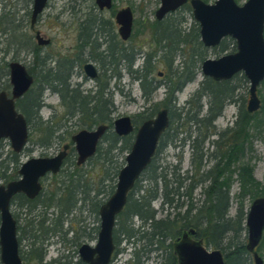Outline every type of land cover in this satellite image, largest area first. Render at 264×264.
I'll list each match as a JSON object with an SVG mask.
<instances>
[{"label": "trees", "instance_id": "16d2710c", "mask_svg": "<svg viewBox=\"0 0 264 264\" xmlns=\"http://www.w3.org/2000/svg\"><path fill=\"white\" fill-rule=\"evenodd\" d=\"M204 1L209 3L210 0ZM186 12L191 19L194 18L191 7L186 5L181 10L168 15L162 22L155 20L150 24L152 39L156 46L152 53L145 55L141 50L138 51L134 48L129 50L130 54L125 49L117 51L108 49L107 51L108 65L118 67L124 64L133 79L140 84L143 99L148 103L153 100L154 94L162 85L154 76L157 69L156 64L163 61L169 70L166 97L156 105L157 107L150 116H146V120L153 117L162 106L169 110L170 126L161 138L152 163L129 193L127 205L117 217L116 225L118 227L115 234L118 235V245L120 244L119 236H123L128 243L127 250L131 251L130 259L126 264H143L141 258L144 256L148 258L152 253H155L156 259L160 260L159 264H178L173 243H166L171 239L176 240L184 231L191 229L197 231L198 239L202 240L207 247L212 246L223 252L225 264H254L253 256L247 250L246 219L248 211L245 210L244 199L250 197L255 200L264 197V187L255 179L254 169L249 163L238 162L242 161L246 145L251 147L252 140L256 135L264 136V96L261 91L258 92L262 100L261 110L249 114L244 103L234 127L219 132L215 130L213 124L222 116L228 104L238 102L235 95L237 86L231 85V80L217 82L207 78L188 102L183 106H177L176 95L187 84L195 80L197 72L208 56V49L201 42L199 24L194 21L192 28L186 30L185 26L188 24ZM4 25L3 22L2 26ZM6 26L8 29L4 30L10 37V45L17 46L14 55L19 54V50L31 54L37 59L33 65L34 70H37V62L40 60L39 49L32 41H30V45L27 41L26 47H22L21 42L18 46L17 41L19 40H17L16 34L22 32L21 28L13 22H8L3 28ZM89 27H101V24L95 19ZM228 43L233 46L232 53H235L237 51L236 42L231 38L222 41L221 50L229 49ZM185 57L188 61L185 59L181 62L182 69L174 71L173 66L176 60ZM137 58H142L143 62L133 70ZM2 60L4 58L0 59V62ZM72 69L73 66L68 70L46 68L44 62H40L39 73L35 74L33 69H28L29 73L34 76L35 83L31 90L17 101L16 106L27 120L30 130L29 142L35 141L41 148L51 149L56 143L66 140L64 133L61 132L68 123H72L74 120L77 123L75 126H79L82 130H92L97 126L107 125L109 126L108 132L101 141L96 156L88 160L87 163L91 164L94 161L97 163L102 159L103 146H106L107 163L111 165L102 166L101 172L107 181L114 180L117 183L119 172L126 162L119 165L118 160L114 163L113 158L109 157L115 152L118 155L124 152L129 153L134 143V137L131 135L121 138L113 131L112 104L107 99V96L112 94L107 88V82L104 87L98 86L96 95L84 96L79 88H74L71 85ZM243 77L245 78V76ZM2 80H5V85L0 84V92L10 93L9 64L7 63L0 71V83ZM47 90L57 94L61 99L64 109L62 118L65 122L63 126L57 125L52 118L43 120L40 117V111L44 106L43 96ZM205 99L207 100V110L203 115L202 102ZM187 126H190L188 131H186ZM182 133H185V136L180 140L182 146L187 143L193 150L191 163L195 174L201 172L205 159L210 158L215 162L212 168L202 173L198 180L195 179L196 175L190 176L189 171L182 176L178 166H173L170 169L157 164V158L163 149L168 145L176 144ZM215 136L218 139L212 140V137ZM207 141H210L213 147H217L215 154L208 156L203 152V146ZM70 146L73 147L72 138ZM5 149L6 145L1 140L0 181L8 184L19 179V158L21 155L12 150L7 152ZM11 165L14 169H11ZM235 176H237L236 179ZM143 181L146 182V185L141 184ZM234 182H238L240 185L237 194L240 206L235 216H231L230 192ZM204 184L206 187L203 188L202 194L205 198L200 206H196L193 202V194L199 185L203 186ZM88 186L86 180L83 179V174L79 173L68 176L61 183L56 194L51 195L46 201L41 198L43 191L35 200H29L22 194L14 197L12 207L15 206L20 210L19 214L13 213L18 222L19 243L21 245L24 239L29 241L27 254H24L20 249L23 261L28 262L26 264L29 262L70 264L61 260L44 263L46 257L44 243L49 241L52 236L61 234L62 228L47 227L48 220L46 218L36 223L33 212L38 207L47 210L57 206L60 210L59 220L69 218L80 203L93 200L89 199L93 189ZM115 189L116 185L112 187L111 195L114 194ZM101 194L102 190L99 187L95 194L96 198ZM181 198H187V204L180 202ZM157 200L161 201V212L165 211L166 207L182 210L184 205L186 210L184 214L181 211L174 215L168 213L165 218L157 219L160 211L152 207L153 202ZM96 213L99 217V209ZM134 218L140 220L138 228L134 227ZM65 233L67 234V231ZM257 252L264 260V235ZM63 255L61 258H68ZM76 264L84 263L79 260Z\"/></svg>", "mask_w": 264, "mask_h": 264}, {"label": "rangeland", "instance_id": "374dc122", "mask_svg": "<svg viewBox=\"0 0 264 264\" xmlns=\"http://www.w3.org/2000/svg\"><path fill=\"white\" fill-rule=\"evenodd\" d=\"M215 1L217 0H210L209 4H213ZM247 1L248 0H236L239 5H243ZM160 5V0H114V6L116 10L122 7H131L134 13L133 37L131 41L125 44L127 48L133 46L135 50H141L142 54L145 55L155 51L156 46L154 40L152 39L150 24L155 21V12L159 9ZM32 7L33 0H0V59L4 58V60L0 62V71L3 69L5 63L10 64L11 62H20L28 69L31 68L34 70L35 67L33 65L37 60L35 57H32L31 54L20 50L19 54L14 55L17 46L10 45V37L6 34L8 28L7 26L3 28L8 22L15 23V25L19 26L21 28L20 30H22V32H18V34H16L17 40H19L17 41L18 46L20 44L19 42H21L20 45L22 47H26L28 44L27 41H29V45L31 44L30 41H32L36 46V31H39L45 39L51 40V45L49 47L40 50L41 57L52 59L53 63H49L47 61L49 66H54V62H57L60 59H73L76 57L78 53V29L81 23L86 21L88 18H95L97 21H104L105 23L109 21L111 23L110 27H114V32L116 35H118V26L115 24L114 14L116 12H100L96 7L95 0H50L45 12L39 18L35 30L31 28ZM186 16H188V24H186L185 28L188 31L190 28H192L195 19H191L187 12ZM3 22L5 23L4 26H2ZM4 29H6V31ZM229 44L230 43L227 45L230 48L226 51H222L220 46L210 49L207 48V59H218L224 55L231 54L233 46ZM89 54L90 52L86 51V53L83 55L82 58L84 61L89 60ZM185 59L186 57L184 59L182 58L181 60L177 59L173 66V70H181V62H183ZM142 62V58H137V61L133 66V70L137 69L138 66L142 64ZM156 65L157 69L154 76L162 85L161 88L154 94L153 100L150 103L144 101L140 84L133 79L124 64H121L118 66V68H110L108 71H104L103 68L101 69L100 76L102 78V83L105 84L107 82V88L112 94L111 96H107V99H109L112 104L111 113L113 122L121 117H136L137 121L143 123L146 120V116L151 114V111L153 112V110H155V107H157L156 105L165 99L166 84L168 83L167 75L169 74V70L166 65L163 64V61H159ZM201 67L197 72L195 80L187 84L184 89L176 95L178 99L177 106H183L186 102H188L201 88L202 83H204L208 78L203 75ZM80 71V67L76 66L75 73H79ZM34 72L36 74L37 70L35 69ZM158 73L162 74L161 78L158 77ZM80 74L81 73H79L78 76L75 75L74 79L71 81L72 87L79 88L84 96L88 94L92 96L96 95L97 83L95 80H91L89 78L85 80L82 77L83 75L85 76V74L83 73L82 76ZM243 76L244 75L241 73L231 80V85L237 86L235 95L238 102L228 104L225 107L222 116L219 117L218 120L213 124L216 128L215 130L218 132L234 127V123L242 105L245 103V106H247L250 83L247 78H244ZM0 84L5 85V80H2ZM10 91L11 88L9 92ZM259 91H261L264 96V82L259 87L258 92ZM259 98L261 99L260 96ZM43 104L44 106L40 111V117L43 120L52 118L55 123H57V125H65V122L62 118L64 109L61 104V99L57 94H54L49 90L45 91L43 96ZM202 105L204 107L202 114L204 115L207 110L206 99L202 102ZM162 108L163 107L160 106L158 110ZM75 124H77L76 120H74L72 123H68L66 127H64L61 133H64L66 140L61 143H56L51 149L45 150L38 146L35 141L29 142L25 150L19 154L21 155L19 158V169L23 163L32 158L53 157L63 149L64 145H71V138L82 130L79 126H75ZM188 130H190V126L186 127V131ZM192 130H195L194 127ZM184 136L185 133L180 134L179 141H177L176 144L168 145L163 149L157 158V164L163 168L170 169H172L173 166H178L180 170L179 172L182 176H184L185 173L189 171L190 176L196 175L195 179L198 180L201 174L210 170L215 162L210 158L205 159L201 172L195 174L191 163L193 155L192 147L187 143L182 146V143L180 142ZM217 139L218 137L216 136L212 137V140ZM3 142L6 145L5 151H11L12 149L10 141L7 139L3 140ZM103 148L104 150L102 151V159L98 160L97 163L94 161L91 164L86 163L82 166H77L76 162L78 155L76 151L73 150L75 149L74 145L73 147L71 146V149L68 153V158L62 171L58 175H49L42 179L41 182L43 185V192L41 198L45 201L49 199L51 195L56 194L57 189L68 176L75 174H83V179L86 180V184L89 185V188L93 189V192H90L89 197V199L91 198L93 200L80 203L73 214L70 215L69 218H63L62 221L59 220L60 210L57 206L47 210L38 207L37 210L33 212L36 223H38L41 219L46 218L48 220L46 224L47 227H57L59 229L62 228L61 234L52 236L49 241L44 243L43 248L46 252L44 263H49L54 260H61L64 263L69 262L70 264H76L79 262V260H81L79 249L82 245H96L98 235L94 229L100 224V217H97L96 211L97 209L100 210V207L110 199L112 196L111 189L117 184L114 180L107 181L101 172L102 166L106 164L107 166L111 165L107 163L106 158L108 156H106L105 153L106 146H103ZM203 152L208 156L213 155V153L215 154L217 152V147H213L210 141H207L203 146ZM127 154V152H124L118 155V153L115 152L111 154L109 158H113L114 163H116L118 160V164L121 165L125 161ZM241 159L242 161L238 163H249L254 169L255 179L264 187L263 135H256L255 139L252 140L251 147L246 145L244 155ZM11 169H14L13 165H11ZM236 178L237 176H235V179ZM141 184L146 185V182L143 181ZM0 185L6 184L3 181H0ZM98 185L102 190V194L96 198L95 194L99 188ZM204 187H206V184L203 186L199 185L193 194V202L196 204V206H200L205 198L202 194ZM239 190V183L234 182L230 192L231 216H235L240 206V202L237 200V194ZM253 201L254 200H252L250 197L244 199L245 210L249 211ZM180 202H186L187 204V198H181ZM152 207L153 209L160 211L157 219L165 218L168 213L174 215L176 212L181 211V213L184 214V211L186 210L184 205L182 210H176L174 207H166L165 211L161 212L160 200L153 202ZM12 212L14 214H19L20 210L13 206ZM133 224L135 228H138L140 226V220L134 218ZM66 231L67 234L65 233ZM119 238L120 244L118 245V250L112 261V264H126L127 260H129L130 253L127 250L128 243L126 238L123 236H119ZM174 240L175 239H171L166 244L173 243ZM28 245L29 241L27 239H24L20 245V249L24 254L29 252ZM208 249L215 250V248L212 246L208 247ZM62 254L68 258H61ZM141 261L143 264L160 263V260L156 259L155 253L150 254L148 258H146V256L142 257ZM29 264L38 263L29 262Z\"/></svg>", "mask_w": 264, "mask_h": 264}, {"label": "water", "instance_id": "95a60500", "mask_svg": "<svg viewBox=\"0 0 264 264\" xmlns=\"http://www.w3.org/2000/svg\"><path fill=\"white\" fill-rule=\"evenodd\" d=\"M49 0H33L31 28L35 29L38 17L45 10ZM155 13L157 21H163L186 4H190L193 17L200 26L201 42L206 48L220 46L226 38L236 42L237 51L218 59H207L202 63V73L214 81H229L238 74H244L250 83L247 111L258 112L262 101L258 89L264 82V0H248L239 5L236 0H217L213 4L204 0H160ZM101 10L111 9L112 0H96ZM121 38L128 40L133 32L134 14L131 8L122 9L116 16ZM39 46L50 45L40 32L36 33ZM90 78L98 76L91 64L85 66ZM11 96L0 92V141L9 140L14 153L20 154L27 147L30 130L24 115L16 108V101L23 98L34 84V77L20 62L9 64ZM119 137L135 133L130 117H121L113 123ZM170 126L169 110H160L156 117L146 120L136 131L134 143L120 170L116 189L110 199L100 207V231L95 246L84 244L79 249L80 259L85 264H111L116 250L114 229L117 217L125 209L129 193L152 163L160 141ZM108 126L101 125L93 130H81L72 137L78 155L77 165L82 166L96 156L99 145L107 134ZM70 145L53 157L32 158L23 163L18 171L19 179L0 185V262L1 264H26L20 255L18 222L12 212V200L25 195L35 200L42 192V179L60 173L68 156ZM247 250L253 256L254 264H264L257 252L264 235V197L253 201L247 215ZM197 231H184L173 244L178 264H225L220 249L210 250L197 238Z\"/></svg>", "mask_w": 264, "mask_h": 264}, {"label": "flooded vegetation", "instance_id": "af4514ba", "mask_svg": "<svg viewBox=\"0 0 264 264\" xmlns=\"http://www.w3.org/2000/svg\"><path fill=\"white\" fill-rule=\"evenodd\" d=\"M49 2L50 0L48 1V4L46 6V8L48 7L49 5ZM95 4H96V7L98 8V10L100 12H106V11H112V12H116L114 13L115 14V24L118 26V24L116 23V16L118 14V12H120L122 9H125V8H131V7H122L118 10L115 9V6H114V0H112V8L111 9H104V10H101L99 8V6L97 5L96 3V0H95ZM186 5H189L190 4H186ZM184 5V6H186ZM183 6V7H184ZM183 7H181L179 10H181ZM191 7V6H190ZM45 8V10H46ZM132 9V8H131ZM192 9V8H191ZM45 10L43 11V13L45 12ZM116 10V11H115ZM177 10V11H179ZM176 11V12H177ZM32 13V11H31ZM42 13V14H43ZM156 13V12H155ZM41 14V15H42ZM134 14V13H133ZM41 15L38 17V20H37V23L39 21V18L41 17ZM167 18V17H166ZM165 18V19H166ZM95 20V18H88L86 21H84L83 23H81L79 29H78V45H77V55L75 58L73 59H60L58 60L57 62H54L55 65L54 66H49V63H53L52 59H48V58H43L41 57L40 55V50L43 49V48H47L51 45V40H50V45L49 46H46V47H42V46H39L38 44L36 45L39 49V57H40V60L37 62V72L39 73V68H40V62L41 63H45V66L46 68H51V69H57V68H63V69H67L70 68L71 66H73V69H72V77H71V80L72 81L75 77V75H79V73H81L80 75L82 76L83 73L85 74V76L83 75L82 77L87 80L88 78L91 79V80H95V82L97 83L96 86H97V92H98V86H102L104 87L105 84L102 83V78L100 76V72H101V69L103 68L104 71H108L110 68H118V67H115V66H110L108 65V61L106 60V56H107V51L108 49L110 51L112 50H122V49H125L127 50L128 54H130L129 50H133V46L130 47V48H127L125 46L126 43H128L129 41H131L132 37H133V32H132V35L131 37L124 41L120 34H119V26H118V35L115 34L114 32V27H110L111 23L108 21V22H104V21H101L100 24H101V27H89L90 24H92V22ZM155 20H156V17H155ZM157 21V20H156ZM99 22V21H98ZM159 22V21H158ZM162 22V21H160ZM36 23V25H37ZM36 25H35V28H36ZM109 26V27H108ZM32 27V26H31ZM133 29H134V26H133ZM35 30V29H33ZM39 32V31H36V33ZM41 34V33H40ZM42 35V34H41ZM44 37V36H43ZM120 38V40H119ZM221 45V44H220ZM219 47V46H218ZM86 51H89L90 54H89V60L88 61H84V59L82 58L83 55L86 53ZM130 56V55H129ZM49 63H48V62ZM96 64H94V63ZM87 64H91L94 66L98 76L96 78H90L87 74H86V71H85V66ZM76 66L77 67H80L81 71L79 73H75V69H76ZM28 70V68H27ZM83 71V72H82ZM29 72V70H28ZM10 73V72H9ZM31 75V74H30ZM33 76V75H32ZM34 77V76H33ZM158 77L161 78L162 77V74L161 73H158ZM34 83H35V79H34ZM11 85V84H10ZM34 85V84H33ZM33 87V86H32ZM78 87V86H77ZM31 90V89H30ZM29 90V91H30ZM11 91H12V86H11ZM11 91L10 93H7L8 96H11ZM27 94V93H26ZM25 96V95H24ZM22 99V98H21ZM20 100V99H19ZM18 101V100H17ZM16 101V103H17ZM17 108V106H16ZM162 109H166V108H162ZM160 109V110H162ZM18 110V109H17ZM159 110V111H160ZM158 111V112H159ZM157 112V113H158ZM152 113V111H151ZM157 113L149 118V119H153L156 117ZM151 114H149L148 116H150ZM147 116V117H148ZM25 117V116H24ZM170 117V116H169ZM144 118V117H142ZM26 119V118H25ZM132 119V122L135 126V133L136 131L138 130V128L145 122L143 123H140V121H137L136 117L134 118H131ZM147 119V120H149ZM114 123V122H113ZM98 127V126H97ZM95 127V128H97ZM94 128V129H95ZM108 129H109V126H108ZM93 130V129H92ZM113 131H114V126H113ZM108 132V131H107ZM115 132V131H114ZM135 133L132 135L135 139ZM116 134V133H115ZM165 134V133H164ZM163 137V136H162ZM123 138V137H122ZM103 140V139H102ZM74 145V144H73ZM75 148V147H74ZM70 149H71V146H70ZM69 149V151H70ZM24 151V150H23ZM69 153V152H68ZM19 175V174H18ZM18 180V179H17ZM42 183V182H41ZM43 191V190H42ZM117 225L114 229V242H115V245H116V250H115V253H114V256H113V259L117 253V250H118V235L115 234L116 230H117ZM95 232L97 233V235L99 234V231H100V224L94 229ZM181 237V236H180ZM180 237H177L176 240ZM198 238V237H197ZM97 240H98V236H97ZM174 240L173 241V244L174 242L176 241ZM113 261V260H112ZM85 264V263H84ZM112 264V263H111Z\"/></svg>", "mask_w": 264, "mask_h": 264}]
</instances>
